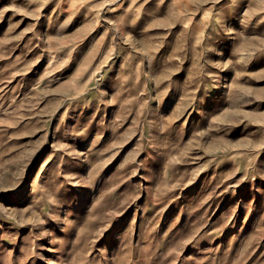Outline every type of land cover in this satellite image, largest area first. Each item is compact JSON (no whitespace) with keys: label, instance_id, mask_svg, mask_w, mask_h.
<instances>
[{"label":"rangeland","instance_id":"obj_1","mask_svg":"<svg viewBox=\"0 0 264 264\" xmlns=\"http://www.w3.org/2000/svg\"><path fill=\"white\" fill-rule=\"evenodd\" d=\"M0 264H264V0H0Z\"/></svg>","mask_w":264,"mask_h":264}]
</instances>
